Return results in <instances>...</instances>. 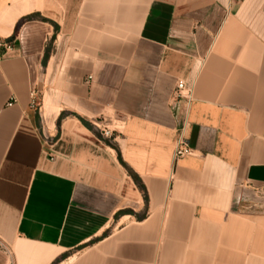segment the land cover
<instances>
[{
	"label": "crops",
	"instance_id": "0c3cea01",
	"mask_svg": "<svg viewBox=\"0 0 264 264\" xmlns=\"http://www.w3.org/2000/svg\"><path fill=\"white\" fill-rule=\"evenodd\" d=\"M0 237V264H264V0H7Z\"/></svg>",
	"mask_w": 264,
	"mask_h": 264
},
{
	"label": "rangeland",
	"instance_id": "374dc122",
	"mask_svg": "<svg viewBox=\"0 0 264 264\" xmlns=\"http://www.w3.org/2000/svg\"><path fill=\"white\" fill-rule=\"evenodd\" d=\"M7 0H0V8L6 3ZM52 43L49 44L51 49ZM48 56V55H47ZM52 67V66H51ZM49 68L46 74L41 76V79L35 91V105H36V118L40 125L41 130L46 135L48 142L53 143V134L55 132V124L53 123L55 113L58 110L55 98V76L53 69Z\"/></svg>",
	"mask_w": 264,
	"mask_h": 264
},
{
	"label": "built area",
	"instance_id": "2783aa9c",
	"mask_svg": "<svg viewBox=\"0 0 264 264\" xmlns=\"http://www.w3.org/2000/svg\"><path fill=\"white\" fill-rule=\"evenodd\" d=\"M175 97H186L187 99L191 98V91L186 87L183 80H179L177 83V88L175 91ZM186 118L180 123L179 126V135L175 145L174 151V161L176 162L182 156L191 152V148L188 143V138L186 135ZM103 135L109 137V130H103ZM0 246L6 250V252L12 255V250L10 246L0 237Z\"/></svg>",
	"mask_w": 264,
	"mask_h": 264
}]
</instances>
